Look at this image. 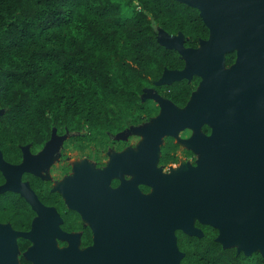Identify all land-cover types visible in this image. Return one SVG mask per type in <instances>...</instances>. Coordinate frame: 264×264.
Here are the masks:
<instances>
[{
  "label": "trees",
  "instance_id": "1",
  "mask_svg": "<svg viewBox=\"0 0 264 264\" xmlns=\"http://www.w3.org/2000/svg\"><path fill=\"white\" fill-rule=\"evenodd\" d=\"M132 13L122 14L116 0H0V151L4 161L18 164L21 147L40 151L55 135L63 144L100 165L105 153L128 144L119 134L147 123L158 112L152 89L177 107L187 105L201 77L159 83L166 70H182L186 61L158 41V29L181 33L186 48H198L210 32L198 8L180 0H131ZM236 51L225 53L230 67ZM202 131L211 133L204 125ZM130 137H134L129 135ZM180 145L163 139L159 165L177 163ZM191 155L190 150H184ZM24 180L46 205L63 206L49 182L26 173ZM5 179L0 172V187ZM35 212L17 192L0 193V225L28 232ZM201 236L175 230L183 254L180 264H264V254H245L224 247L219 230L198 221ZM61 229L81 231L80 247L91 243L92 229L79 213H62ZM19 264L29 241L17 240Z\"/></svg>",
  "mask_w": 264,
  "mask_h": 264
},
{
  "label": "water",
  "instance_id": "2",
  "mask_svg": "<svg viewBox=\"0 0 264 264\" xmlns=\"http://www.w3.org/2000/svg\"><path fill=\"white\" fill-rule=\"evenodd\" d=\"M180 1L199 9L210 35L201 40L206 42L198 50L184 47L183 40L178 42L175 35L159 28L158 36L165 33L169 38L167 43L158 41L176 49L186 65L182 70L164 71L166 82H160L161 78L158 82L200 76L203 89L193 101L191 95L188 110L208 109L192 115H174L169 110L162 130L171 135L206 123L211 136L194 137L188 144L208 157L194 171L172 174L154 170V152L149 148L139 157L121 159L119 169L137 173L141 183L152 187V194L143 200L119 190L116 201L104 192L108 176H78L77 188L69 195L71 207L94 219V245L60 252L54 237L66 233L58 227L59 215L20 181L21 174L30 172L35 163L11 165L0 152V170L6 178L0 193L19 192L40 215L30 231L17 232L34 244L29 249L34 264H180L183 254L177 248L175 230L202 235L192 217L217 228V241L220 233L227 241L242 235L240 247L245 254L257 251V242L264 247V0ZM230 51H236V63L226 79L221 70ZM12 231L9 225L0 230V264H13L18 245Z\"/></svg>",
  "mask_w": 264,
  "mask_h": 264
},
{
  "label": "rangeland",
  "instance_id": "3",
  "mask_svg": "<svg viewBox=\"0 0 264 264\" xmlns=\"http://www.w3.org/2000/svg\"><path fill=\"white\" fill-rule=\"evenodd\" d=\"M116 1L118 5L120 6L122 14H124V16H129L132 13L133 9H132L131 0H116ZM173 38H175L178 42H181L183 40L182 35L180 34L173 36ZM158 39L160 42H163L165 40L163 38V35L161 34L158 36ZM204 42L206 41H201L200 46L198 47V50L202 49V44ZM232 66L222 68L221 73L224 78L228 79L231 77ZM160 82H166V73L161 77ZM203 86H204V79L201 78L199 85L194 90L190 101H193L194 98L198 96V94L202 91ZM145 96L149 97L152 103L158 106V112L147 123H144L140 126H128L120 133V136L123 138H127L129 135L137 136V138L131 140V145L128 146L127 148L135 150V153L133 154V156H137V157L140 156V154L142 153L144 149L146 148L151 149L154 152V156H155L153 158L152 167L154 168V170H156L157 172L161 174H172V173L180 172V171L190 172L191 170L192 171L196 170L197 163L200 160L207 158L208 155L205 152H198V151L192 150L188 142L190 139L194 137L208 138L209 136H211V135H206L202 131V128L206 123H203L199 125L198 127H185L181 129L180 131H178V133H171L170 136H173L180 144L179 160L177 164L158 166L157 159L159 156V149L163 143L164 137L169 135V133L166 131L165 128H163L162 131L153 130V129L150 130L149 126L152 120L156 118L157 116H159L160 111H161V104H163L165 101H168V100L157 95L152 89H147ZM184 108L188 109V105ZM163 121H165V118ZM144 136L150 137L151 140L149 142L143 143ZM66 137L67 135L60 136V135L55 134L50 139V141L45 144L43 149L35 156H31L28 153L27 149L24 148L23 161L28 160V159H34V158H38L42 160L43 165L38 167L35 170V172L45 178L51 177V175L48 173V168L50 164L54 162H58V161L68 163L70 165V172L63 177L56 178L53 181V188L58 190L61 193L64 201L70 206L69 195L71 194V192H73L77 188V177L78 176L88 175L90 178L96 179V178H100L105 175L101 174V171L103 168L96 167L94 162L89 161L86 158H80L79 156L76 155V153L70 152L67 149H65L63 147V141L66 139ZM184 150H190L191 155L186 154ZM111 154H115V153L111 151L109 152V155ZM85 164H89L96 171V174L92 175V174L86 173L82 169V166ZM112 176L119 178L120 183L116 188L110 187L109 180L113 177L108 176L109 180L104 186V192H106L109 196L114 198L116 201H118L119 199V196H118L119 190L131 192L134 196H136L140 200H143L149 197L153 192V189H151L149 193H143L139 189L138 186L139 184H141V182L139 181L138 175L136 173H120L119 175H112ZM69 180H71V184H68ZM130 180L133 181V186H131V189L127 185V182ZM149 209L151 210L152 207H149ZM81 214H82V218L85 224H90V225L93 224V219L85 217V215L82 212ZM190 220L192 223H194L195 221H198V218L192 217ZM6 226L7 225H0V230L5 228ZM12 233L15 234L16 240H18V238L21 237L20 233H17L14 231H12ZM239 237H240L239 241L241 243L242 235H240ZM218 239L224 246H235L238 250H242L243 252L246 253V250L240 247V243L238 244V243L223 239L221 233ZM57 240H65L67 242V245L64 247H60L58 245ZM54 245L56 249L60 252H64L67 248L71 246H73L77 251H80L81 248L79 247V233H69V234H66L65 237H62V236L54 237ZM33 246L34 244L32 243L29 246V248L23 253V255L26 258L30 259L34 264V261L30 258V255H29V249ZM255 250L264 253V247L262 248L259 245V242H257V248ZM19 255H20V251L17 249L16 253L14 254L13 264H19L18 263Z\"/></svg>",
  "mask_w": 264,
  "mask_h": 264
},
{
  "label": "flooded vegetation",
  "instance_id": "4",
  "mask_svg": "<svg viewBox=\"0 0 264 264\" xmlns=\"http://www.w3.org/2000/svg\"><path fill=\"white\" fill-rule=\"evenodd\" d=\"M204 133V132H203ZM59 135V134H58ZM206 135H209V134H206ZM60 136H62V135H60ZM68 136V135H67ZM119 136H120V134H119ZM132 136H134V137H130L129 138V136L127 137V138H123V137H121V138H123V139H125V140H128V144L125 146V147H123L122 149H120V150H114V149H110V150H108L106 153H105V157H104V159H103V161H102V163L100 164V165H98L96 162H94V161H92V160H89L86 156H82V155H80L77 151H75V150H72V149H70V148H67L64 144H63V147L65 148V149H67L68 151H70V152H74V153H76V155L77 156H79L80 158H86V159H88L89 161H92V162H94V164H95V166L96 167H99V168H103V169H105L107 166H108V163H109V161H110V159H111V156L112 155H115L116 153H120V152H122V151H125V150H129L130 148H127L128 146H130L131 145V140L132 139H135V138H137V136L136 135H132ZM67 138V137H66ZM64 142V141H63ZM180 145V144H179ZM24 148H26L27 149V151H28V153L31 155V156H35L36 154H38L40 151H38L37 153H31L30 151H29V148H28V146H22L21 147V160H20V163H18V164H11V165H21V164H26V163H30V162H34L35 163V166H34V168L30 171V172H28V171H25V172H23L22 174H21V178H20V181L22 182V183H26V184H28V186H29V188H30V185H29V183L27 182V181H25L24 180V176H25V174L26 173H30V174H33V175H35V176H37V177H39L40 179H42V180H44V181H48L49 182V187H50V190L52 191V192H54L56 195H58V199H59V201L61 202V204H62V206H63V210H59L58 208H56V206H54V205H46V204H44V203H42L41 201H40V199L38 198V196L34 193V191L31 189V191L35 194V196H36V198L38 199V201L42 204V205H44L45 207H48V208H54L55 209V211L57 212V214L59 215V217H60V219H61V221H60V223L58 224V227L61 229V224H62V213H63V211H66V210H68V209H74V210H76L78 213H79V216H80V221H81V223H82V225L83 226H90L91 227V229H92V225H90V224H85L84 223V221H83V218H82V214H81V212L79 211V210H77L76 208H72L71 207V202H70V206L64 201V199H63V197H62V195H61V193L58 191V190H56V189H54L53 188V181L56 179V178H60V177H63V176H65V175H67L69 172H70V165L68 164V163H65V162H62V161H58V162H54V163H52V164H50L49 165V168H48V173L51 175V177L49 178H45V177H43V176H41V175H39V174H37L36 172H35V170L38 168V167H40L41 165H43V162H42V160H40V159H38V158H34V159H28V160H25V161H23V159H24ZM111 151H113L115 154H111V155H109V152H111ZM1 152V151H0ZM179 153H180V150H179V152H178V155H179ZM2 154V153H1ZM159 155H160V151H159ZM126 157H137V156H133V155H130V156H126ZM139 157V156H138ZM159 157V156H158ZM3 158V157H2ZM123 158H125V157H123ZM123 158H121V159H123ZM120 159V160H121ZM119 160V161H120ZM6 162V161H5ZM9 164V163H8ZM170 164H177V163H170ZM157 165L158 166H164V165H159L158 164V159H157ZM167 165H169V164H167ZM83 166H86V167H91L89 164H85V165H83ZM116 167H117V165H116ZM117 169L118 170H120V171H122L121 173H135V172H127V171H124V170H121V169H119L118 167H117ZM0 172H1V170H0ZM1 174L3 175V173L1 172ZM137 174V173H136ZM138 175V174H137ZM105 176H108V175H105ZM3 177H4V175H3ZM103 177V176H102ZM110 177H113L112 175L110 176ZM138 178H139V176H138ZM4 179H5V184H6V178L4 177ZM108 179H109V177H108ZM119 183H120V179L119 178H117V177H113V178H111L110 180H109V185H110V187H112V188H116L118 185H119ZM68 184H71V180H69V182H68ZM139 189L143 192V193H149V191L152 189V187L151 186H149V185H147V184H145V183H141V184H139ZM6 191H11V190H6ZM5 192V191H4ZM12 192H16V191H12ZM20 196H22L23 198H24V200L30 205V207H31V209L35 212V218H34V220L35 219H37V218H40V215L38 214V212L33 208V206L31 205V203H29L27 200H26V198H25V196L24 195H22V194H20L19 192H17ZM106 193V192H105ZM107 194V193H106ZM70 198V197H69ZM33 220V221H34ZM33 221H32V223H33ZM93 222H94V219H93ZM32 223H31V226H30V229H29V231L31 230V228H32ZM62 230V229H61ZM64 233H66V234H69V233H79V247H80V234H81V231H65V230H62ZM55 237H59V236H55ZM28 240V239H27ZM29 241V245H28V248H29V246L32 244V242L30 241V240H28ZM57 242H58V245L60 246V247H64V246H66L67 245V242L65 241V240H57ZM94 245V233H93V229H92V236H91V243L89 244V245H87V246H84V247H80L81 249H85V248H89V247H92ZM27 248V249H28ZM25 252V251H24ZM23 252V253H24ZM23 253H22V255H23ZM26 258V257H25ZM28 259V258H27ZM29 261H30V264H33V262L30 260V259H28Z\"/></svg>",
  "mask_w": 264,
  "mask_h": 264
},
{
  "label": "bare ground",
  "instance_id": "5",
  "mask_svg": "<svg viewBox=\"0 0 264 264\" xmlns=\"http://www.w3.org/2000/svg\"><path fill=\"white\" fill-rule=\"evenodd\" d=\"M163 38L165 39L163 42L164 43H167L168 41V38L169 36L167 34H163ZM208 107H202L201 109L199 110H207ZM172 111L175 115H192V114H195L196 112H198L197 110H193V111H190L186 108H179V107H176L174 106L172 103L168 102V101H165L163 104H161V111H160V114L159 116H157L156 118H154L149 126L150 130H162V121L164 120L165 116L167 115V112L168 111ZM151 140L150 137H145L144 136V139H143V143L145 142H149ZM135 153V150L133 149H129V150H125V151H122L120 153H116L115 155H112L111 156V159L108 163V166L105 168V169H102L101 171V174L102 175H108V176H111V175H119L122 171L118 170L116 165L118 163V161L123 158V157H126V156H130V155H133ZM155 157V156H154ZM82 169L86 172V173H89V174H96V171L92 168V167H86V166H82ZM127 185L130 187L131 189V186H133V181L130 180L127 182ZM254 233H255V236H257V233H258V226L257 225H254ZM240 237L239 235H237L236 237L233 238L232 242H235V243H240Z\"/></svg>",
  "mask_w": 264,
  "mask_h": 264
}]
</instances>
